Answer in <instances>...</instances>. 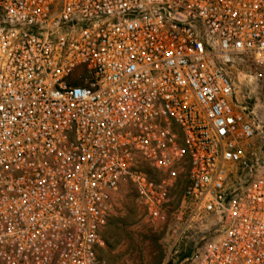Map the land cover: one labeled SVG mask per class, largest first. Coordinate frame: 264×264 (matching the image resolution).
Instances as JSON below:
<instances>
[{"label":"built area","instance_id":"2783aa9c","mask_svg":"<svg viewBox=\"0 0 264 264\" xmlns=\"http://www.w3.org/2000/svg\"><path fill=\"white\" fill-rule=\"evenodd\" d=\"M264 0H0V264H100L130 187L214 221L193 264H264Z\"/></svg>","mask_w":264,"mask_h":264},{"label":"rangeland","instance_id":"374dc122","mask_svg":"<svg viewBox=\"0 0 264 264\" xmlns=\"http://www.w3.org/2000/svg\"><path fill=\"white\" fill-rule=\"evenodd\" d=\"M236 103L264 124V76L256 78L252 62L236 60L231 67ZM259 156L264 160V144ZM214 221L150 222L133 190L127 187L116 201L114 213L98 250L100 264H193L211 238Z\"/></svg>","mask_w":264,"mask_h":264},{"label":"crops","instance_id":"0c3cea01","mask_svg":"<svg viewBox=\"0 0 264 264\" xmlns=\"http://www.w3.org/2000/svg\"><path fill=\"white\" fill-rule=\"evenodd\" d=\"M126 188L122 189L119 193L115 194L113 197V204H114V210H115V206H116V201L117 198L119 197V195L123 192V190H125ZM114 213V212H113Z\"/></svg>","mask_w":264,"mask_h":264}]
</instances>
